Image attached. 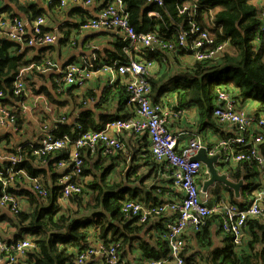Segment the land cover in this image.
Instances as JSON below:
<instances>
[{
  "label": "trees",
  "instance_id": "trees-1",
  "mask_svg": "<svg viewBox=\"0 0 264 264\" xmlns=\"http://www.w3.org/2000/svg\"><path fill=\"white\" fill-rule=\"evenodd\" d=\"M124 2L129 22L138 32H153L159 38L176 46L172 52L148 51L147 59L157 61L168 72L171 67L165 62V57H171L169 60L178 63L176 66L184 65V70L173 76H168L167 73H163L160 78H156L157 75L148 76L153 88L151 100L154 103H164L162 96L175 89L180 110L191 106L197 107L200 128L207 125L215 126L212 115L218 103V91L222 90L228 92L239 103H245L248 98L256 96L258 98L254 110L257 112L256 117L261 118L260 115H264V36L261 33L260 20V13L264 10V0H164L160 7L148 4L147 0H124ZM59 6L60 0H51L49 5L50 8H59ZM184 7H188L189 10L180 13ZM149 11L157 12L158 16L149 17ZM18 13L29 16L28 21L33 23L43 16V12L35 10L26 0H0V91L8 98L5 102L13 103L24 99L23 96L13 95V84L16 76L21 71H25L24 80L34 94L45 96L47 103L56 108H67L68 103L62 102L55 94L60 88L59 83L54 82V90L50 92L43 87H37L33 80L36 76H41L38 67H43L45 61L39 56H31V47L23 49L3 34L2 25L6 23L7 18L19 17ZM191 22L200 25L202 30L209 33L214 40V47L224 45L214 59L190 63L180 60V57L192 55L190 53L191 48H194L192 39L188 40L187 48L177 43L178 35L182 32L180 27L183 26V30L190 31ZM29 38L30 35L27 40ZM125 43L118 42L114 54L105 62L101 61L102 58L98 54L96 62L105 64L111 62L110 60L123 58L122 49ZM48 50L49 48H44L40 52L44 54ZM30 75L32 78L28 79ZM61 78L62 76L58 74L55 80L60 82ZM115 83L113 86H106L99 99L95 93L88 90L82 99L77 101V96L73 93L77 86L68 89L67 95L81 112L75 118V125L59 124L55 134L68 135L74 142L83 132L100 130L106 121L113 117L106 115L101 117L100 122L96 121L94 113L86 109V101L96 97L94 100H98L99 106L103 108L109 103V99L114 100L118 97L121 106L124 107L129 96L126 85L119 80ZM16 107L19 108L18 105ZM17 110L15 123L22 130L26 118ZM259 148L261 155L264 156V144ZM250 150V147L238 148L236 152L249 155ZM88 152L90 151L83 150L82 156L88 155ZM122 153L123 151L119 155H107V157H120ZM22 155L24 162L18 165V170L25 171L27 176L16 175V183L9 189V193L20 198L27 207H21V210L12 216L2 214L0 210V222H6L9 227L17 230L15 238H6L7 240L21 239L25 234H30L33 242L36 243V247L27 253L21 264H74L78 255L98 240L107 246L113 243L119 244L118 251L121 255L127 244L137 241L138 249L145 259H166L169 256L166 240L160 238L150 242L142 240L141 237L136 238L139 236L136 232L140 229L135 226L131 228L130 225L137 220L127 221L128 217L121 212V208L125 202L136 200L137 192L130 187L122 188L123 181L120 183L107 181L108 170L93 177L94 179L89 183L83 180L89 173L85 170L79 181L83 186L82 195L72 196L66 203H62L54 166L60 158L69 155V149L51 156L45 166L35 160L29 150ZM227 166L234 182L243 181L240 192L243 196L246 195V198L254 193L253 191L260 185L258 183L261 178L264 177V171L253 159L241 161L235 166L230 164ZM138 168L132 166L129 170L127 176L130 182L140 180L137 175ZM160 169L164 173L165 169L163 167ZM26 177L41 179L50 192L48 198H40L31 188V182ZM203 182L204 177H201L199 186H202ZM16 184L22 186V189L18 190ZM226 189L231 194V203L238 206L246 205V202L242 203L236 199L233 190L227 187ZM212 205L209 203V206ZM8 212L10 213L9 210ZM215 221L220 223L217 233H221L222 215H212L207 219L202 230L196 234L197 249L185 246L182 255L186 264H264V218L249 219L246 222L247 241L240 247L233 243L229 235L225 236L221 246L215 245L213 231L210 230L211 224ZM162 232L164 235L165 231ZM93 260L87 264H91Z\"/></svg>",
  "mask_w": 264,
  "mask_h": 264
},
{
  "label": "built area",
  "instance_id": "built-area-1",
  "mask_svg": "<svg viewBox=\"0 0 264 264\" xmlns=\"http://www.w3.org/2000/svg\"><path fill=\"white\" fill-rule=\"evenodd\" d=\"M44 2L50 3L51 0H44ZM95 2L96 0H60V6L66 7L68 4L90 6ZM147 3L160 7L164 0H147ZM187 10L189 8L184 7L180 13H185ZM148 16L156 17L158 14L149 11ZM260 20L262 23L261 33L264 36V10L260 13ZM46 23V20L40 17L34 21L30 31L24 20L19 17H10L2 26L7 28L6 37L24 49L30 46H48L57 41L56 35L44 33L43 28ZM190 25V31L183 30V26L180 27L182 32L178 35L177 43L183 48H187L188 40H193L191 43L194 48H191L190 52L193 61L214 59L217 53L224 48V45L214 47V40L207 31L202 30L200 25H196L194 22H191ZM80 29L83 32L109 29L121 34L126 40L123 60L100 64L96 62L98 61L97 56L92 54L93 56L83 57L77 63L67 64L65 68H60L54 61L48 60L43 67H38V71L46 72L52 68L59 72L62 76L59 82V93H65L73 86L85 88L88 82L100 73L108 75L112 82L115 78L120 77L126 85L129 95L128 102L133 106L134 113L125 118L108 119L100 130L83 132L74 142L68 135L55 134L59 123L51 121L42 123L38 135L29 140H22V143L13 149V153L7 156L9 165L4 170L0 169V183L2 184L0 208L9 210L12 215L21 210L20 198L11 195L9 189L14 187L16 175L27 176L25 171L18 170V165L24 162L22 153L26 150H29L31 156L43 166L48 164V159L51 156L70 150L69 155L66 158H60L54 166L55 171L59 172L61 202H65L72 196L83 193V186L79 182L85 171L83 150L94 152L101 148L105 155H117L124 150L121 141L117 138L119 134L125 132L139 136L146 134L150 139L151 156L157 164L169 171L174 187L182 195L178 200L156 205H143L137 200H129L122 205L121 212L141 224H146L153 218L167 217L164 238L169 246V256L166 259H148L147 262L139 264H186L182 255L187 244L185 233L189 228L197 233L200 232L207 219L216 214L222 215L221 228L232 237L233 243L237 247L243 245L248 236L245 232L246 222L249 219L264 218V188H258L253 195H248L244 206L231 203L226 193L220 196L219 201L209 206V191L206 192V198H201L202 190L199 181L201 177L204 179L207 177L208 180L211 175L207 174L208 170L202 161H194L193 158L201 149H205L208 157L219 156V162L223 167L227 164L235 166L241 161L253 159L264 171V156L261 155L259 148L261 144H264V115L260 116L261 118L249 115L238 107V101L228 92L220 90L212 118L215 122L227 125L234 131V135L222 138L217 144L211 146L202 131L197 129L194 138L179 148L180 135H175L170 126L180 120L178 118L181 112L173 113L172 108L170 109L167 104L168 101L158 104L151 100L153 88L151 82L148 81V76H151L156 63L148 60L146 55L148 51L151 53L161 50L172 52L176 48L174 43L159 38L153 32H138L129 22L124 0H108L99 17L85 21L81 24ZM29 35L30 38L27 40ZM24 77L25 71H21L14 80L13 95L15 97H25L28 92L26 91L28 85ZM7 99L6 95L0 91V126L19 133L21 132L20 127L15 123L16 109L27 116L25 109L27 105L24 104V100L11 103V101L5 102ZM65 121L66 117L60 118V122L64 123ZM247 147L251 148L249 155L240 151L236 152L238 148ZM26 178L31 182V188L40 198H48L50 192L40 179ZM35 247L36 243L33 242V238L24 236V238L10 241L0 236V264H20V260L26 258L27 253ZM119 247L120 245L117 243L107 246L102 241L93 242L87 250L78 255L74 264H87L96 257H101L104 264H137L123 259L118 251Z\"/></svg>",
  "mask_w": 264,
  "mask_h": 264
},
{
  "label": "crops",
  "instance_id": "crops-1",
  "mask_svg": "<svg viewBox=\"0 0 264 264\" xmlns=\"http://www.w3.org/2000/svg\"><path fill=\"white\" fill-rule=\"evenodd\" d=\"M31 5L34 6V9L37 11L43 12V18L46 20V26L43 28L46 30V34H54L57 36V41L48 46H30L31 56H39L45 62L48 60L54 61L60 68H65L69 63H77L83 57L91 56L95 54L98 57L101 56V61H107L114 51L117 48L118 42H125L124 37L114 30L104 29L102 31H81L80 26L87 20L97 19L99 14L105 4L104 2H96L90 6H82L79 4H68L66 7L59 8H50L49 2H44V0H26ZM32 14V11H30ZM19 17L24 20L27 24V28L31 31V26L33 21H28L29 16L23 15L22 13H18ZM150 17V16H149ZM154 17V16H152ZM7 25V24H6ZM3 34L6 36L7 28H3ZM126 44V43H125ZM124 44L122 52L124 51ZM44 48H49L48 52L42 54L40 51ZM93 56V55H92ZM125 56V54H124ZM165 62L170 64V70L166 71L162 68L161 64L155 61V68L151 72V76L157 75L156 78H160L163 73H167L168 76H173L176 73L178 74L180 71L184 70V65L180 66L176 64L174 60H169L171 57H165ZM118 61H122L121 59H115ZM115 60H110L111 62ZM180 60L187 61L190 63L192 58L190 56L180 57ZM109 62V63H111ZM102 64V63H101ZM41 76L35 77L33 80L37 86L43 87L46 90L52 92L54 90L55 85L54 82L59 83V81L55 80V77L59 74V72L55 69H49L46 72H41ZM159 74V75H158ZM56 75V76H55ZM55 76V77H54ZM32 78L31 75L28 79ZM120 81L123 83L122 78L117 77L112 81H110V77L104 74H98L94 79L88 82L85 88L76 87L73 90V93L77 96V101H80L83 95L88 91L95 93L99 99L102 91L106 86L115 85L116 81ZM124 85V83H123ZM68 91V90H67ZM67 91L65 93H59V89H57L56 95L62 102L68 103V107H60L56 108L55 106L49 105L47 103L46 97L43 95H39L37 99H35V105L32 104V100L30 99L29 91L26 93L24 97V104L27 105L26 111L27 116L25 115L26 121L23 126L21 132L16 133L12 131L10 128H4L0 126V169L5 168L9 165L7 161V156L13 153V149L22 143V140H29L32 137L38 135L40 132V126L42 123H50L57 122L59 124L64 125H75V118L79 115L81 110L76 108V105L73 103L71 97L67 95ZM167 93L162 96V100L168 101L169 108H172V112H181L178 121H175L173 125L170 126L171 131L175 135H180L181 138L179 141V148H182L186 145L188 140L193 139L196 134L195 131L198 129L201 130L203 135L207 138V142L213 146L215 143L222 138H226L227 136H233L234 131L231 130L227 125H223L218 122H214L215 126L207 125L203 128L199 126V111L197 107L191 106L189 108L179 109L178 100H176V91ZM55 95V96H56ZM96 98V97H94ZM94 98H89L86 101V109L90 110L94 113L96 121H99L101 117H106V115L112 117H121V116H131L134 113L133 106L126 101L124 107L120 104V99L117 97L114 100L109 99V103L106 104L105 107L101 108L99 106L98 100H91ZM256 102L246 101L242 103L238 101V107L246 113L256 117V111H254L257 107ZM179 109V110H178ZM71 113V115H70ZM262 116V115H260ZM61 117H66V121L64 123L60 122ZM100 122V121H99ZM117 138L121 141L124 150L123 153L118 156H114V158H109L107 155L103 153V150L100 148L96 151L88 152V155H84L85 159V170L89 173L84 177V180L89 183V181L93 180L96 175H99L101 172L107 171L106 179L110 183L119 182L122 179L124 180L127 177L129 170L132 166L139 167L137 175L140 177V180L128 182L127 180L124 182L122 188L130 187L135 190L137 193V201L141 202L143 205H156L159 203H164L166 201H175L181 198V193L174 187L172 183V178L169 176L168 171H161L159 164L154 160L151 156L149 147H150V139H148L147 135L143 136L133 135L128 132L119 134ZM7 145L8 148H12L8 150L9 153H3L2 149ZM70 151V150H69ZM122 152V151H121ZM120 152L118 153V155ZM110 155V154H109ZM136 157V158H134ZM103 161V162H102ZM102 162V163H101ZM101 168V169H100ZM215 168L218 170L219 174H226L230 180L231 173L227 166H222L219 162L216 164ZM205 173V170H204ZM57 174L58 183H59V172L55 171ZM206 174V173H205ZM41 180V179H40ZM50 181V179H48ZM207 180V177L204 179V182ZM233 181V180H232ZM203 182V183H204ZM234 182V181H233ZM218 184V183H217ZM223 184V183H222ZM244 184V183H243ZM259 189L264 188V177L261 178V181L258 183ZM225 185V184H224ZM17 189L21 190L22 186L16 184ZM215 186V185H214ZM210 188L208 191L214 195L211 199L212 203H216L219 201L220 196L223 193H226L231 198V194L228 190L221 189L220 193H218L219 188L216 187ZM202 186L200 189L202 190ZM256 188L254 191L258 190ZM214 191V193H212ZM253 191V192H254ZM234 192V191H233ZM235 193V192H234ZM253 195V194H252ZM239 196L235 193V197L237 200L243 202H247L246 195H242L239 192ZM239 198V199H238ZM22 207H27L25 203H22ZM66 203V201H65ZM2 214L11 215L7 209H0ZM1 214V213H0ZM132 218H127V221H130ZM135 220V219H134ZM166 220L167 217H157L149 220L146 224H141L138 221L134 222V227H139L140 231L136 233L139 234L138 237L144 239L145 241L149 240L150 242H154L155 240L162 239L165 240L162 230L165 231L166 228ZM220 228V223L215 221L211 224L210 230L213 231V237L216 246H221L222 241L224 240L227 234L220 230L221 233H217V230ZM15 234H17V230L9 227L7 223L0 222V236H3L5 239H13L15 238ZM165 234V233H164ZM196 234L193 229L189 228L185 233V241L186 246L191 249H197V239ZM99 241V240H98ZM139 243L137 241H131V243L127 244L125 248L122 250V258L126 261H130L133 263H145L148 259L143 257L142 252L138 249ZM156 246L155 244H152ZM25 258L20 260V264L24 261ZM91 264H104L103 259L101 257H96Z\"/></svg>",
  "mask_w": 264,
  "mask_h": 264
},
{
  "label": "water",
  "instance_id": "water-1",
  "mask_svg": "<svg viewBox=\"0 0 264 264\" xmlns=\"http://www.w3.org/2000/svg\"><path fill=\"white\" fill-rule=\"evenodd\" d=\"M194 161L203 162L207 168V174L211 175L210 178L203 183L201 198H206L207 191L212 188L216 183H223L225 186L233 190L239 197V192L243 186V181L239 183L233 182L229 179L226 174H219L218 170L215 168L216 164L219 163V156L210 158L206 155L205 149H201L198 154L193 158Z\"/></svg>",
  "mask_w": 264,
  "mask_h": 264
},
{
  "label": "rangeland",
  "instance_id": "rangeland-1",
  "mask_svg": "<svg viewBox=\"0 0 264 264\" xmlns=\"http://www.w3.org/2000/svg\"><path fill=\"white\" fill-rule=\"evenodd\" d=\"M36 78H37V76H36ZM37 87H39V86H37ZM26 91H29L30 99L35 103V99H37L38 95H36V94H34V93L32 92L31 87H30L29 85H28V88H27ZM257 99H258V98H257L256 96H253V97H251V98H248V101H250V102H256ZM10 149H12V148H8V146L5 145L4 148L2 149V151H3V153H9L8 150H10ZM126 180L130 183V181L128 180V176L125 177L124 180H123L122 177H121V180H120L118 183H120L121 181H123V184H124V182H125ZM214 187L219 188L218 193H220L221 189L226 190V186H225L224 184H222V183H220V184H217V183H216ZM208 194H209L208 197H210V202H209V203L214 204V203L211 202V201H212L211 199L214 197V195H213V194L210 195V193H208ZM220 194H221V193H220ZM83 195H84V194H83ZM85 195H86V193H85ZM86 196H87V195H86ZM86 196H84V197H86ZM87 197H88V196H87ZM62 203H65V202L62 201ZM2 223H6V222H2ZM24 236H25V237H28V238H32V235H30V234H25Z\"/></svg>",
  "mask_w": 264,
  "mask_h": 264
},
{
  "label": "clouds",
  "instance_id": "clouds-1",
  "mask_svg": "<svg viewBox=\"0 0 264 264\" xmlns=\"http://www.w3.org/2000/svg\"><path fill=\"white\" fill-rule=\"evenodd\" d=\"M250 115V114H249Z\"/></svg>",
  "mask_w": 264,
  "mask_h": 264
}]
</instances>
